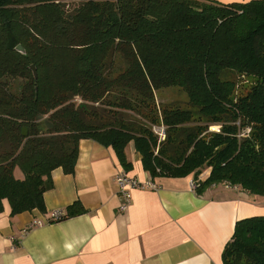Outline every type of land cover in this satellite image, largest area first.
I'll return each mask as SVG.
<instances>
[{
    "label": "trees",
    "instance_id": "16d2710c",
    "mask_svg": "<svg viewBox=\"0 0 264 264\" xmlns=\"http://www.w3.org/2000/svg\"><path fill=\"white\" fill-rule=\"evenodd\" d=\"M167 88L187 106L157 104ZM83 139L126 169L133 142L152 178L192 175L198 194L264 196V0H0V212L4 200L13 215L44 211L52 172L74 173ZM233 231L223 263L264 264V216Z\"/></svg>",
    "mask_w": 264,
    "mask_h": 264
},
{
    "label": "crops",
    "instance_id": "0c3cea01",
    "mask_svg": "<svg viewBox=\"0 0 264 264\" xmlns=\"http://www.w3.org/2000/svg\"><path fill=\"white\" fill-rule=\"evenodd\" d=\"M220 4L252 0H206ZM73 174L52 172L54 187L45 193V210L13 215L9 201L0 212V264H224L225 244L240 220L264 216V196L237 187L213 186L198 194L194 177L152 178L133 142L126 149L129 168L112 147L92 139L79 143ZM124 171L158 189L132 191L121 211L116 176ZM211 171V170H210ZM20 168L18 179L24 178ZM209 177V176H208ZM84 210L69 216L70 208ZM66 214L51 221L52 213Z\"/></svg>",
    "mask_w": 264,
    "mask_h": 264
},
{
    "label": "built area",
    "instance_id": "2783aa9c",
    "mask_svg": "<svg viewBox=\"0 0 264 264\" xmlns=\"http://www.w3.org/2000/svg\"><path fill=\"white\" fill-rule=\"evenodd\" d=\"M165 126H154L153 131L159 138V143L166 140V130ZM116 184L119 187V194L121 197V211H126L127 208L132 204V191L136 189H158V185L153 179H148L147 181H142L138 177L130 176L128 173L121 171L116 176ZM195 186V184H194ZM196 188V186H195ZM66 217V214L61 211H54L52 213L51 221L40 220L33 224L32 227H37L41 225H46V223L62 220Z\"/></svg>",
    "mask_w": 264,
    "mask_h": 264
},
{
    "label": "rangeland",
    "instance_id": "374dc122",
    "mask_svg": "<svg viewBox=\"0 0 264 264\" xmlns=\"http://www.w3.org/2000/svg\"><path fill=\"white\" fill-rule=\"evenodd\" d=\"M188 97L186 92L179 88H167V89H161L159 92L156 93V102L157 104H167L171 102L180 103L181 105L187 106ZM138 119V118H137ZM144 123L147 124V122L144 121ZM162 125V124H161ZM159 126V125H156ZM216 131L218 132L220 130L219 126H211L209 131ZM129 146V145H128ZM127 146V147H128ZM127 149V148H126ZM210 175V169H203L200 172H198L196 184H199L200 181H205V179L208 178ZM218 186V185H216ZM219 186L226 187L224 184H219ZM228 188V187H226ZM229 189L235 190L237 189V186H230Z\"/></svg>",
    "mask_w": 264,
    "mask_h": 264
},
{
    "label": "water",
    "instance_id": "95a60500",
    "mask_svg": "<svg viewBox=\"0 0 264 264\" xmlns=\"http://www.w3.org/2000/svg\"><path fill=\"white\" fill-rule=\"evenodd\" d=\"M17 50L20 51L21 53H25V51H24V49H23L22 46H18L17 47ZM32 70L34 72L35 78H37L38 74H37V70H36L35 66H32Z\"/></svg>",
    "mask_w": 264,
    "mask_h": 264
}]
</instances>
